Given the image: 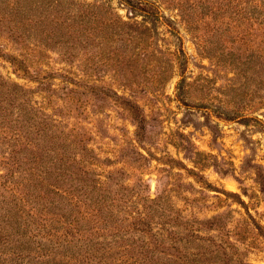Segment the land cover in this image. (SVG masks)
Returning <instances> with one entry per match:
<instances>
[{"label": "trees", "instance_id": "obj_1", "mask_svg": "<svg viewBox=\"0 0 264 264\" xmlns=\"http://www.w3.org/2000/svg\"><path fill=\"white\" fill-rule=\"evenodd\" d=\"M118 2L127 8L129 17L140 14L142 20L123 19L107 1L34 2L30 20L37 43L43 42L42 36L51 38L69 61L85 50L87 57L79 68L95 76L93 80H71L62 74L65 84L48 87L45 75L33 73L24 59L13 55L8 60L14 72L36 81L37 86L28 87L0 74V264H254L244 257L237 238L230 239V229L215 218L183 213L164 190L151 197L149 190L141 195L118 184L111 173L105 178L87 176L93 171L78 157L79 126H69L67 117L84 110L85 95L102 99L109 91L117 94L98 82L110 72L135 75L133 67L126 70L130 59L140 58L151 66L148 70L157 69L163 75L164 68L156 61L168 53L150 49L152 38L142 32L150 29L147 19L159 16L160 3L178 9L192 25L200 48L214 58L213 69L228 65L238 75L240 56L226 50L224 43L231 33L232 41L245 39L250 51H256V75H261L259 82L264 86V0ZM198 23L205 25L209 37L197 32L202 27ZM181 51L169 53L178 59ZM169 72L173 75L175 70ZM178 83L180 90L182 80ZM261 90L263 103L264 87ZM250 99L233 95V103L244 100L245 104L236 105L231 116L260 122L246 114L244 106L250 105ZM75 180L86 189L91 216L87 231H76L77 236L67 229L71 221L64 219L70 181Z\"/></svg>", "mask_w": 264, "mask_h": 264}, {"label": "rangeland", "instance_id": "obj_2", "mask_svg": "<svg viewBox=\"0 0 264 264\" xmlns=\"http://www.w3.org/2000/svg\"><path fill=\"white\" fill-rule=\"evenodd\" d=\"M51 1L0 0V74L28 87L37 86L36 81L14 72L8 60L13 55L24 59L33 73L45 75L48 87L65 84L62 74L71 80H93L95 76L79 68L87 57L85 50L81 56L65 60L51 38L42 36L43 42L38 44L33 36L34 2ZM98 1L109 2L125 20L143 18L140 14L129 17L118 0ZM160 5L161 15L147 19L150 29L142 32L152 38L150 49L168 53L156 61L164 68L163 75L157 69L148 70L151 66L140 58L130 59L126 68L133 67L135 75H102L98 84H108L117 94L109 91L102 99L85 95L84 110L79 108L83 111L67 117L69 126H79L78 157L93 171L87 176L105 178L111 173L118 184L141 195L149 190L151 197L164 190L183 213L198 219L215 218L231 230L230 239L237 238L235 243L246 259L264 264V102L260 100L264 86L259 82L261 75H256V51H250L245 39L232 41L231 33L224 45L239 54L240 73L235 74L228 65L213 69L214 58L200 48L192 25L175 7ZM198 25L202 27L197 32L209 37L205 25ZM250 36L253 38L252 33ZM177 49H182L178 59L169 53ZM170 68L175 70L173 75H169ZM233 95H245V99L248 95L246 114L260 122L231 116L236 105L245 104L244 100L233 103ZM35 98L40 100L41 94L36 92ZM152 181L154 189L150 188ZM70 182L64 219L71 221L67 229L77 236L76 231H87L89 226L90 200L80 183Z\"/></svg>", "mask_w": 264, "mask_h": 264}, {"label": "water", "instance_id": "obj_3", "mask_svg": "<svg viewBox=\"0 0 264 264\" xmlns=\"http://www.w3.org/2000/svg\"><path fill=\"white\" fill-rule=\"evenodd\" d=\"M154 187H155V182L152 181V182H151V186H150V188H151V189H154Z\"/></svg>", "mask_w": 264, "mask_h": 264}]
</instances>
